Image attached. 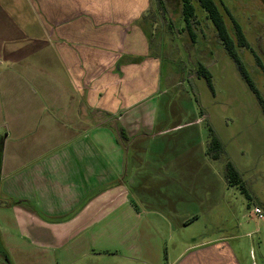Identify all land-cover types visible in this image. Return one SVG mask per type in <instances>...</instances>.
<instances>
[{"label":"crops","instance_id":"1","mask_svg":"<svg viewBox=\"0 0 264 264\" xmlns=\"http://www.w3.org/2000/svg\"><path fill=\"white\" fill-rule=\"evenodd\" d=\"M154 2L0 0L1 192L11 207L0 219L27 240L4 241L13 264H243L224 235L190 238L170 258L169 209L129 190L146 161L122 141L153 131L168 57ZM13 135H31L18 149L38 155L11 154Z\"/></svg>","mask_w":264,"mask_h":264},{"label":"rangeland","instance_id":"2","mask_svg":"<svg viewBox=\"0 0 264 264\" xmlns=\"http://www.w3.org/2000/svg\"><path fill=\"white\" fill-rule=\"evenodd\" d=\"M215 2L222 13L228 10L243 31L250 49L237 48V53L264 102V0ZM161 3L158 10L163 14V44L168 57L162 59L160 92L153 104V131H143L136 141H133L136 138L122 141L123 147L129 148L128 157L146 161L140 169L144 173L138 175L141 179L135 180L139 185L130 188L129 183V190L136 194L139 192L135 187L146 190L151 196L146 201L159 213L169 209L170 225H164L167 235L163 248L170 258L190 238L224 235L234 237L228 243L238 252L243 264H264V113L197 3L194 2L193 41L180 15V1ZM224 20L232 32L225 13ZM200 65L208 73V82L196 73ZM211 131L222 147L217 159L208 153ZM5 134L0 126V179ZM17 136L13 135L16 140L12 142L11 154L23 159L30 158L32 152L34 157L38 155L36 151L28 154L18 149L20 143L28 140L25 137L31 135L22 138L19 135L20 139ZM226 162H231L237 170L246 192L229 185ZM1 184L0 214L8 215L11 207L4 208ZM254 208L261 211V217L254 213ZM179 216H197V219L184 227L177 224ZM150 217L156 224L155 216ZM6 222L0 219V249L7 255V242L12 246L27 240ZM2 233L7 234V239L2 240ZM7 258L13 264L8 255ZM0 264H6L1 254Z\"/></svg>","mask_w":264,"mask_h":264},{"label":"trees","instance_id":"3","mask_svg":"<svg viewBox=\"0 0 264 264\" xmlns=\"http://www.w3.org/2000/svg\"><path fill=\"white\" fill-rule=\"evenodd\" d=\"M155 1H156V9L161 8L162 0H155ZM179 1L181 3L180 15L183 22L185 23V30L188 32L191 41H193L195 37V34L192 29V25L196 19V9L194 6V2H196L200 11L205 14L206 19L209 20L210 23L212 24L218 41L225 50L227 56L236 65V68L239 71L241 77L243 78L249 89L252 91V93L255 95V99L259 104V106L261 107L262 112L264 113L263 98L258 92V90L255 89L253 82L249 78L245 70V67L237 53V48L250 49L240 25L236 22V20L232 17V15L228 12V10L224 9V13L229 18L231 23L232 32H230L224 20V13L221 12L215 0H179ZM253 57L256 59L257 63H259L255 54H253ZM196 73L203 76L207 80V82L209 81L208 73L202 65L198 67ZM112 128L118 138L125 139L124 132L119 125L115 124L114 126H112ZM207 145H208V153H211V157L213 159H217L222 152L221 149L222 147L217 136L214 133H212V131L210 132L209 141ZM225 176L229 185L239 186V188L243 192H246L245 182L242 180L241 176L239 175L237 170L233 167L231 162L225 163ZM0 254L4 258H6L5 263L10 264L7 255L3 252L2 249H0Z\"/></svg>","mask_w":264,"mask_h":264},{"label":"built area","instance_id":"4","mask_svg":"<svg viewBox=\"0 0 264 264\" xmlns=\"http://www.w3.org/2000/svg\"><path fill=\"white\" fill-rule=\"evenodd\" d=\"M254 213L258 214L259 217H261V211L258 208H254Z\"/></svg>","mask_w":264,"mask_h":264},{"label":"flooded vegetation","instance_id":"5","mask_svg":"<svg viewBox=\"0 0 264 264\" xmlns=\"http://www.w3.org/2000/svg\"><path fill=\"white\" fill-rule=\"evenodd\" d=\"M1 145H2V140L0 139V151H2V149H1ZM1 153V152H0ZM0 183H1V179H0ZM2 256V255H1ZM2 258H3V261L4 262H6V258H4L3 256H2Z\"/></svg>","mask_w":264,"mask_h":264}]
</instances>
